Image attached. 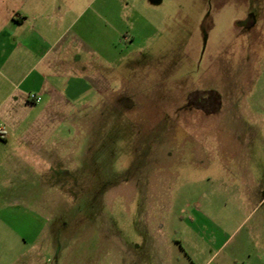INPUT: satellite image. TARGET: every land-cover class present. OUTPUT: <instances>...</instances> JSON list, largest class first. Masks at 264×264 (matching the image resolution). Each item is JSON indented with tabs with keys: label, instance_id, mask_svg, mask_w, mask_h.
I'll use <instances>...</instances> for the list:
<instances>
[{
	"label": "rangeland",
	"instance_id": "obj_1",
	"mask_svg": "<svg viewBox=\"0 0 264 264\" xmlns=\"http://www.w3.org/2000/svg\"><path fill=\"white\" fill-rule=\"evenodd\" d=\"M86 5L58 159L0 148V264H264V0Z\"/></svg>",
	"mask_w": 264,
	"mask_h": 264
},
{
	"label": "crops",
	"instance_id": "obj_2",
	"mask_svg": "<svg viewBox=\"0 0 264 264\" xmlns=\"http://www.w3.org/2000/svg\"><path fill=\"white\" fill-rule=\"evenodd\" d=\"M92 3L0 0V148L9 150L7 164L50 166L58 159L48 144H38L37 140H41L43 127L49 123V103L60 101L69 83L68 71H74L75 81L83 79L86 65L77 49L79 36L73 27L84 6L88 8ZM31 94L40 96L41 102L30 101ZM16 136L19 143L13 142ZM0 231H6V227L0 224ZM34 248L47 250L48 235L28 251H18L17 259L24 256L22 264H38L39 251L34 254Z\"/></svg>",
	"mask_w": 264,
	"mask_h": 264
},
{
	"label": "built area",
	"instance_id": "obj_3",
	"mask_svg": "<svg viewBox=\"0 0 264 264\" xmlns=\"http://www.w3.org/2000/svg\"><path fill=\"white\" fill-rule=\"evenodd\" d=\"M29 100L33 102H41L42 98L40 96H37L36 94H31L29 96Z\"/></svg>",
	"mask_w": 264,
	"mask_h": 264
}]
</instances>
